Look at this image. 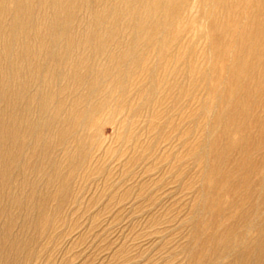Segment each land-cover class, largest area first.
Listing matches in <instances>:
<instances>
[{
  "label": "bare ground",
  "instance_id": "1",
  "mask_svg": "<svg viewBox=\"0 0 264 264\" xmlns=\"http://www.w3.org/2000/svg\"><path fill=\"white\" fill-rule=\"evenodd\" d=\"M262 101L264 0H0V264H18L28 248L14 230L21 211L45 233L78 170L110 149L104 124L133 155L168 158L138 138L144 117L178 141L173 169L187 157L194 178L203 169L213 181L202 195L209 212L240 214L209 232L196 258L214 264L230 235L232 258L221 264H264V168L256 177L254 167L264 153L253 151L264 149ZM224 192L235 199L220 208ZM245 206L260 211L255 225L239 220Z\"/></svg>",
  "mask_w": 264,
  "mask_h": 264
},
{
  "label": "rangeland",
  "instance_id": "2",
  "mask_svg": "<svg viewBox=\"0 0 264 264\" xmlns=\"http://www.w3.org/2000/svg\"><path fill=\"white\" fill-rule=\"evenodd\" d=\"M194 14L199 16V11H194ZM261 104L259 107H264V101ZM179 108L171 109L168 116H175ZM147 123L145 117L135 122L138 138L141 141L150 140L157 146L158 154L168 152V158L160 160L149 156L145 151L133 155L126 147L129 142L117 139L113 125L104 124L100 135L103 146L109 145L110 149L101 153L99 160L92 163L87 170L83 168L78 170L70 184L69 199H64L60 203L63 209L60 207L57 216L51 215L50 224L42 226L45 233L41 235L35 233L31 224L33 214L23 212L24 209L21 211V216L24 217L17 218L15 228L17 226L18 228L14 230L22 231L25 236L22 237V243L26 239L28 248L17 257L18 264H203L207 260L206 257L198 260L196 253L204 243V249H208L209 232L220 231L238 219L240 214L231 211L209 212L207 206L202 203L204 199L202 195L209 194L204 188L212 185L213 181L203 178L205 173L203 169H199L194 178L192 173L195 168L190 160L186 161L187 157H183L186 160L181 161L182 171L173 169L171 165L174 159L171 154L179 151L178 141L176 138L163 141L158 130L150 128ZM259 149L253 150L256 151L257 154L254 153L256 156L264 153L262 147ZM206 160L213 161L210 155ZM258 163L254 162V167L256 171L258 170L256 177L264 168V164ZM68 166L65 165V168ZM190 174L193 179L190 178ZM54 188L55 185L50 187V193L54 192ZM223 194V200L227 202L225 204L222 200L220 208L227 207V203L235 199L232 201L229 193ZM52 202L49 204L52 206L51 209L54 205V201ZM247 208L249 209L248 206L244 207ZM249 210V216L247 214L246 218L239 220L243 223L249 219L252 224H256V217L261 213L256 209L253 212L252 209ZM206 214L209 217L208 221ZM217 219L222 222L219 223ZM242 229V226L238 227V231ZM14 230L12 229V232H16ZM200 234L203 236L200 237ZM245 236L252 239V232H247ZM230 237L226 235L225 243L218 246V252L223 256H215L214 264L231 260L234 245L231 248L226 244ZM32 238L36 241L31 242ZM188 243L193 247L190 248Z\"/></svg>",
  "mask_w": 264,
  "mask_h": 264
}]
</instances>
